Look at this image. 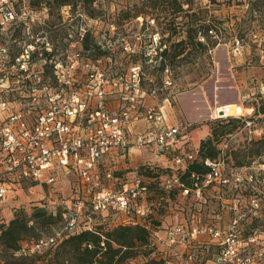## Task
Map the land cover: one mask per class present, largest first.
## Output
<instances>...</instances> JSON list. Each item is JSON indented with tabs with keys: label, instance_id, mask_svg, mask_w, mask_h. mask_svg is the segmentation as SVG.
I'll use <instances>...</instances> for the list:
<instances>
[{
	"label": "rangeland",
	"instance_id": "1",
	"mask_svg": "<svg viewBox=\"0 0 264 264\" xmlns=\"http://www.w3.org/2000/svg\"><path fill=\"white\" fill-rule=\"evenodd\" d=\"M12 3L18 14L27 6L35 15L33 20L22 16L17 24L3 29L2 61L11 64L13 55L25 54L33 47L36 54L32 67H38L43 59L49 63L50 59L52 67L49 69H53L54 63H60L78 80L84 78V61L99 64L111 76L129 75L132 68L138 69L143 96L136 108V119L129 125L131 141L137 133L147 130L148 123L143 116L145 109L151 106H161L168 124L194 122L187 141L180 146L181 151L198 149L200 140L210 135L211 128L219 127L214 109L224 103L233 106V113L253 119V124L238 122L230 134L213 140L217 141L219 152L212 161L220 162L230 179L240 178L245 183L238 196L244 198L253 193L258 196V214L246 219V223L255 219V227L264 230V152L251 154L256 149L255 142L264 136V0H189L183 3L182 10H176L169 0H94L92 3L64 0L63 4L60 0H12ZM191 25L199 27L198 37L205 48L195 49L187 43L182 54L161 70L163 44L174 45L185 37ZM204 25H209L210 29L206 31ZM201 32L206 35L201 36ZM77 52L78 63L73 66L71 58ZM52 90L56 91L54 86ZM21 94L9 91L5 92V98L11 101ZM122 94L119 87H109L107 106L121 107ZM192 117L197 119L190 120ZM113 157V161L109 158L100 163L103 186L117 189L123 182L140 177L149 188L148 212L139 217L134 211L98 212L92 214L89 225L106 230L119 223H130L127 222L129 216L138 218L150 227V244L154 242L152 246H135L116 264H137L152 256L175 259L176 248L157 243L156 233L162 237L165 228L175 225L190 211L200 209L206 220H229V210L217 202L221 196L225 203L226 191L205 190L199 201L192 195L189 199L182 197L176 189H164L160 182L170 173L167 166H172V159L169 156L163 162H156L153 146H130L124 154L119 152ZM80 195L83 196L80 182L72 170L52 186L25 182L0 202V229L16 214L31 218L36 208L57 215L61 206L55 200L61 197L68 206L74 207ZM87 223L85 219L80 221L81 227ZM63 226L62 217L34 223L19 240L16 250H0V264L21 261L24 264H76L75 256L68 253L61 242L32 251L34 240Z\"/></svg>",
	"mask_w": 264,
	"mask_h": 264
},
{
	"label": "built area",
	"instance_id": "2",
	"mask_svg": "<svg viewBox=\"0 0 264 264\" xmlns=\"http://www.w3.org/2000/svg\"><path fill=\"white\" fill-rule=\"evenodd\" d=\"M34 11L23 7L17 13L12 0H0V40L3 29L17 24L21 17L33 20ZM20 16V17H19ZM32 46V45H31ZM1 51H5L0 47ZM33 47L26 53L12 56V63L2 61L0 51V202L15 189L28 185L52 186L72 170L78 177L83 196H77L74 207L63 198L55 200L64 220L62 229L33 241L32 251H41L59 244L69 234L91 229L92 214L114 210L134 213L139 217L148 212V184L136 176L113 189L102 184L100 163L108 156L123 153L130 146H153L155 161L171 157L170 173L163 176L160 185L178 190L186 199L192 195L202 201L205 190L217 188L226 191L222 207L229 210L227 222L206 220L200 209L190 211L182 219L163 230L156 242L168 248L175 247V259H164L163 264H264V230L255 227L259 198L256 194L238 196L244 182L230 179L218 161L206 159L205 173L190 172L186 183L182 176L196 160L197 148L180 150L186 142L193 121L165 122L161 106L147 107L145 131L137 133L131 141L129 125L136 119L143 91L137 68L129 75L111 76L99 64L83 62L84 78L78 80L71 70L60 63L52 65L46 59L38 67ZM36 54V53H35ZM79 53H74L71 65H77ZM6 63V66H4ZM51 72L53 76L51 77ZM52 79L53 86L52 88ZM117 87L123 91V104L118 109L107 106L106 91ZM18 91L9 101L5 92ZM15 107V108H11ZM235 117L244 125L254 123L241 113H233L224 103L214 109V118ZM107 176H110L107 173ZM264 196V185H262ZM256 215V216H254ZM88 221L81 227L80 221ZM130 223H141L128 218ZM154 242L151 243V246Z\"/></svg>",
	"mask_w": 264,
	"mask_h": 264
},
{
	"label": "trees",
	"instance_id": "3",
	"mask_svg": "<svg viewBox=\"0 0 264 264\" xmlns=\"http://www.w3.org/2000/svg\"><path fill=\"white\" fill-rule=\"evenodd\" d=\"M63 1L60 0V4H63ZM82 1L92 3L94 0ZM169 1L176 6V10H182L183 3H189V0ZM204 27L206 31L210 29L209 25H204ZM198 33L199 27L191 25L186 29L185 37L178 39L174 45L168 47L166 44H163L164 47L160 50L161 70L167 68V66L176 60V57L182 54L187 43H190L195 49H204L205 44L198 37ZM200 35L204 37L206 32H201ZM216 122H220L219 127L217 129L211 128L210 135L200 140L196 160L189 165L186 173L182 176V179L186 183H189L186 176L190 172L205 173L209 171V166L204 161L206 159L214 160L219 152L216 145L217 141L214 142L213 140L217 137L222 138L230 134L238 122L244 125L243 120L231 116L219 118ZM255 144L256 149L251 154H262L264 152V136L260 137ZM57 217L61 218L60 213L52 216L51 214H46L41 208H36L29 219L22 214H16L0 229V250H16L19 240L34 227V223L49 221ZM30 221H32V225H29ZM150 233V227L144 222L119 223L106 230L95 228L81 229L69 234L61 241V244L66 248L68 253H72L75 256L76 264H116L128 255L129 250L135 246L142 244L146 246L151 245ZM163 261L164 259L162 258L152 256L137 264H163ZM18 264L24 263L21 261Z\"/></svg>",
	"mask_w": 264,
	"mask_h": 264
},
{
	"label": "crops",
	"instance_id": "4",
	"mask_svg": "<svg viewBox=\"0 0 264 264\" xmlns=\"http://www.w3.org/2000/svg\"><path fill=\"white\" fill-rule=\"evenodd\" d=\"M196 119H197V117H192V119H190V120H196ZM114 155H110V156L106 157V160H109V158H111L112 160H110V161H113ZM159 162H163V159H160ZM127 222H129V221H127Z\"/></svg>",
	"mask_w": 264,
	"mask_h": 264
},
{
	"label": "bare ground",
	"instance_id": "5",
	"mask_svg": "<svg viewBox=\"0 0 264 264\" xmlns=\"http://www.w3.org/2000/svg\"><path fill=\"white\" fill-rule=\"evenodd\" d=\"M230 109H231V112H233L232 110L234 109L233 106L231 104H228Z\"/></svg>",
	"mask_w": 264,
	"mask_h": 264
}]
</instances>
